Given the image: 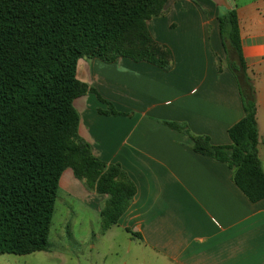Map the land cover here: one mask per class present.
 <instances>
[{
	"label": "crops",
	"instance_id": "1",
	"mask_svg": "<svg viewBox=\"0 0 264 264\" xmlns=\"http://www.w3.org/2000/svg\"><path fill=\"white\" fill-rule=\"evenodd\" d=\"M233 9L255 83L264 167V18L252 7L240 8L236 0H169L166 14L148 22L153 38L173 52L169 72L126 58L79 62L78 78L130 115L101 114L108 106L94 94L74 103L80 136L93 154L119 164L136 186L126 214L104 235L118 227L135 237L136 255L146 264H264V200L250 202L228 165L196 153L189 137L165 124L187 125L215 146L232 144L228 131L244 109L226 64L219 15ZM74 179L73 194L100 214L107 196Z\"/></svg>",
	"mask_w": 264,
	"mask_h": 264
},
{
	"label": "trees",
	"instance_id": "2",
	"mask_svg": "<svg viewBox=\"0 0 264 264\" xmlns=\"http://www.w3.org/2000/svg\"><path fill=\"white\" fill-rule=\"evenodd\" d=\"M169 0H0V255L49 249L63 174L71 170L90 192L106 195L102 233L126 214L136 186L119 164L97 158L80 136L75 101L96 95L103 115H125L78 78L81 59L120 58L169 72L172 50L148 27ZM227 65L235 76L244 117L215 146L188 126L165 122L193 142V150L228 165L252 203L264 200L255 83L243 56L236 9L219 16ZM218 71H221L219 66ZM141 238L140 234H133Z\"/></svg>",
	"mask_w": 264,
	"mask_h": 264
},
{
	"label": "rangeland",
	"instance_id": "3",
	"mask_svg": "<svg viewBox=\"0 0 264 264\" xmlns=\"http://www.w3.org/2000/svg\"><path fill=\"white\" fill-rule=\"evenodd\" d=\"M236 3L240 8L252 7L264 18V0H236ZM63 176L49 249L28 255H0V264H146L141 254L136 255L140 244L135 237L118 227L111 234L102 233L101 215L73 194L71 170Z\"/></svg>",
	"mask_w": 264,
	"mask_h": 264
}]
</instances>
